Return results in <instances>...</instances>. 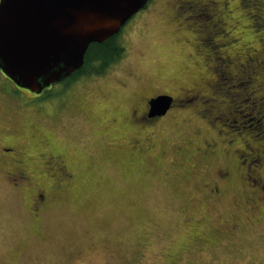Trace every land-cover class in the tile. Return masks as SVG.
<instances>
[{
    "label": "rangeland",
    "instance_id": "1",
    "mask_svg": "<svg viewBox=\"0 0 264 264\" xmlns=\"http://www.w3.org/2000/svg\"><path fill=\"white\" fill-rule=\"evenodd\" d=\"M173 1L153 0L130 18L118 37L123 53L107 70L53 84L21 105L13 142L47 138L73 178L48 190L51 178L35 152L27 180L0 174V264H264V193L254 188L257 209H245L249 175L264 183V135H257L264 103L254 106L251 89L239 93L228 77L214 95L205 87L216 57L241 59L264 44V24L255 27L253 18L264 15V5L217 0L227 3L223 25L210 10L173 18ZM223 64L219 74L235 73L234 64ZM257 68L254 98L264 92V65ZM195 86L205 105L176 107L153 127L111 121L144 97H176ZM135 138L147 146L141 155L130 149ZM223 169L228 179L219 177ZM212 186L217 194L208 192ZM38 193L49 207L33 224L27 206ZM221 220L235 223L234 231L227 234Z\"/></svg>",
    "mask_w": 264,
    "mask_h": 264
},
{
    "label": "water",
    "instance_id": "2",
    "mask_svg": "<svg viewBox=\"0 0 264 264\" xmlns=\"http://www.w3.org/2000/svg\"><path fill=\"white\" fill-rule=\"evenodd\" d=\"M148 0H0V70L40 94L78 70L87 48L115 34ZM173 98L150 100L149 116Z\"/></svg>",
    "mask_w": 264,
    "mask_h": 264
},
{
    "label": "flooded vegetation",
    "instance_id": "3",
    "mask_svg": "<svg viewBox=\"0 0 264 264\" xmlns=\"http://www.w3.org/2000/svg\"><path fill=\"white\" fill-rule=\"evenodd\" d=\"M151 1L153 0H148L146 5L139 12L145 10ZM226 4L227 3L224 1L219 2L217 0H186V1L185 0H175L169 3V8L171 9V15H173L172 16L173 18H176V16H178L181 13V11H184V10H193L195 13L199 11L209 12L208 10H210V12L212 11L215 12L216 17H218L217 22L219 23L223 21V25H224L225 20L223 19L222 12H224L226 8ZM120 31L117 34H115L117 35V38H116V41L113 42L114 47H109L111 49H109L110 52L108 51L110 54L108 57L105 58L104 56L103 57L100 55L98 56L95 53L94 54L95 56H92L93 60L88 65H86L85 58H84L82 66L78 70L73 72L71 76L65 78L63 81L59 83L64 85L65 83L72 81V80H69L70 78L79 79L84 74L86 75L85 72L87 71H89V74L93 72L95 73L94 75L97 76L98 74H101L103 71H105V69L107 70V67L112 65L118 58V54L116 55V52L119 51L123 53L122 50L124 49V46L122 45V41L118 39L120 35ZM108 40H110V38ZM106 41L102 43H98V44H103ZM202 42H203V39L201 43ZM263 47H264V44H263ZM252 53L247 52L246 54H244L245 57L241 59H237L233 56L222 55L223 57H225L224 58L225 60L223 58H221L220 60V57H216L215 59L219 61H215V64L220 63L218 67L222 65L224 67V64H223L224 61L226 62L225 65H227L228 63L234 64L235 73H231L230 71H227L232 76V78L237 80L238 78H240V75H242V76L248 77L249 82H251L252 76L250 73L253 71V69H255L257 64L261 63V62H258V60L259 59L261 60V58L264 57L263 56L264 53L259 52L257 54L255 49H252ZM87 66H90L88 68L89 70H85ZM218 67L216 65L212 69L214 79L209 84L205 85V87L208 90H210L213 95L214 93L218 92V90H220V88L222 87L221 85H223V82H222L223 78H222V75L218 73ZM101 68L103 69L99 70ZM79 71H83V73L81 74L79 73L77 76H75V73H78ZM0 73L3 75L2 77H0V114L2 117V118L0 117V121H1L0 122L1 123L0 125V174H5L7 178L12 179L13 181H16V179H19L21 181L27 180L28 171H27L26 162H29L32 160V157L35 152V154L37 153L39 155L38 156L39 159L43 160V163L41 165V171L51 178L50 179L51 184L48 185V190L50 189L60 190L63 187L69 186V183L72 181V178H73L72 174L70 171H68L69 169L67 168V166L64 165L65 159L62 157V155L59 152L54 151V149H50L51 144H49V141L47 138L43 136H42L43 138H40L33 134H30L29 142L22 141L19 145H16L13 142V140H16V139H11L13 137L12 136L13 128H11V123L14 122L20 116V111L22 108L21 105L24 104L25 106L29 103H32L36 97L41 96L45 91H47L48 88L44 89L40 94H35V93L30 92L27 89L18 87L1 70H0ZM201 90L202 88L199 90V87L195 86L194 88L191 87L190 89L183 90V92L176 97L168 93H157L149 97H144L140 99L139 104L137 105L135 104L134 106H132V108L125 115H120V114L112 115L111 121L113 123L123 122V123L129 124L130 127H135L143 131L147 127H153L155 124H157V122L163 120L176 107H178L179 109L183 111L188 110L192 106V103L199 99H202V103L205 105L207 99L203 95ZM160 95H170L173 98V102L165 114L161 116L150 117L149 116V111H150L149 102L151 99L157 96H160ZM27 96H30V98ZM212 100L214 101L213 98ZM259 100L264 102V95ZM223 116L224 115H222V118H225ZM137 139L135 138V140L132 142V146L130 147V149L132 153L141 155L147 150V146H145V144H143L141 141ZM142 139H148V138L144 137ZM218 174H219V177L223 180L228 179L230 176L229 171H226L225 169L221 171L219 170ZM251 181H253L256 186H254L253 182ZM250 182L252 184H250ZM13 184L17 185L16 182ZM245 185L247 186L246 191L248 192L247 194L248 202L246 203L247 206H245V209L247 210L255 209L256 208L255 202L257 198L256 195H258L259 193H264L263 180L261 179L258 173H254L253 176L249 175V179L246 180ZM254 188L255 189L257 188L259 193L254 191ZM208 192L210 194H217L219 192V188L217 186H212L209 188ZM48 207H49V203H48V200L46 199L45 194L38 193L37 198L32 200L31 204L27 206V209H28L27 212L29 216L31 217L33 224H38V222H40L43 211H45ZM221 221L223 222L222 225L226 229L227 234L234 231L235 225H236L235 223L229 224L228 221H225V220H221Z\"/></svg>",
    "mask_w": 264,
    "mask_h": 264
},
{
    "label": "trees",
    "instance_id": "4",
    "mask_svg": "<svg viewBox=\"0 0 264 264\" xmlns=\"http://www.w3.org/2000/svg\"><path fill=\"white\" fill-rule=\"evenodd\" d=\"M250 3H251V5H255V6H259V5H264V0H250ZM246 4V3H245ZM257 10V9H256ZM195 13V12H194ZM193 13V14H194ZM256 13V12H255ZM253 14V18L256 20V23H255V27H257V28H259V26H261L262 24H264L263 23V19H264V15L261 13V14ZM200 14H203V15H206V14H208V12H206V11H199V12H197V13H195L194 15H192V17H196V16H198V15H200ZM262 23V24H261ZM116 38H117V35H114V36H112L111 38H110V40H108V41H106L105 43H103V44H98V43H93L89 48H88V50H87V52L85 53V56H84V58H85V63H86V65H88L93 59L91 58V57H89L90 56V53H91V50H93V54H97L98 56L100 55V56H104L105 58L106 57H108L110 54H109V49H111V48H109V47H114V41H116ZM263 43H264V40H263ZM264 47H263V45L261 44V46H260V48L259 47H257V49L255 48V50H256V53L258 54L259 52H262V53H264ZM89 51H90V53H89ZM109 51V52H108ZM118 54V56L120 55V52L119 51H117L116 52V55ZM92 55V54H91ZM264 55V54H263ZM92 56H95V55H92ZM225 60V59H224ZM262 61H263V59H259L258 60V62H261V63H259V64H257V66L255 67V69L254 70H257L258 68V65H264L263 63H262ZM104 68V67H103ZM103 68H101V69H99V70H102ZM81 74V73H83V71H79L78 73H75V76H77L78 74ZM252 73H253V71L250 73L251 74V76L253 77L254 75H252ZM223 74V73H222ZM224 75H226V76H222V78H223V80H226L227 81V79L225 78V77H228V79H230L231 81L233 80V81H235V86L238 88V90H239V93L240 92H243L245 89H247V88H250L251 90L253 89V91L251 92V90H250V92L249 93H247L246 95H247V98H248V100H251L252 102H254V106L258 103V105H261V104H263L264 102L263 101H260L259 99L261 98V97H263V95H264V92L262 93V95L260 94V97H258V98H254L253 97V95H254V93H255V88L256 89H258L259 88V85L258 84H251V82H249V78L248 77H246V76H242V75H240V78H238L237 80H235V79H233L232 78V76L226 71V74L224 73ZM71 79V78H70ZM68 80V79H67ZM240 85H244L243 86V88H240ZM247 85H248V87H247ZM259 90V89H258ZM260 91V90H259ZM229 93L231 94V95H229ZM229 93H227V95H228V97L229 98H232V97H234L235 95H236V93H234V92H230L229 91ZM238 92H237V94H239ZM246 93V92H245ZM232 101L231 102H233V99H231ZM230 108H231V106H229V107H227V109H226V111H228L227 113H229V115H231V110H230ZM260 108H262L263 110H264V106L263 107H260ZM258 109H259V107L257 108V111H258ZM236 110V108H233V112ZM236 112V111H235ZM225 119H229L228 117H226ZM231 121V120H230ZM229 121V123H231ZM240 126H241V128H244L245 126H247L244 122H240ZM248 127V126H247ZM259 132H258V136H259V138L260 137H262L263 135H264V128L263 129H261V130H258Z\"/></svg>",
    "mask_w": 264,
    "mask_h": 264
}]
</instances>
